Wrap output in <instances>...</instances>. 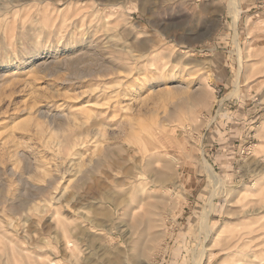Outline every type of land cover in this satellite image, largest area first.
Segmentation results:
<instances>
[{
    "label": "rangeland",
    "instance_id": "1",
    "mask_svg": "<svg viewBox=\"0 0 264 264\" xmlns=\"http://www.w3.org/2000/svg\"><path fill=\"white\" fill-rule=\"evenodd\" d=\"M0 264H264V0H0Z\"/></svg>",
    "mask_w": 264,
    "mask_h": 264
},
{
    "label": "bare ground",
    "instance_id": "2",
    "mask_svg": "<svg viewBox=\"0 0 264 264\" xmlns=\"http://www.w3.org/2000/svg\"><path fill=\"white\" fill-rule=\"evenodd\" d=\"M237 4V3H236ZM238 5V4H237ZM237 7V6H236ZM239 9V8H238ZM235 10H237V9H235ZM240 10V9H239ZM241 11V10H240ZM240 11H238V12H236L235 13V20L237 21V19H238V17H239V14H240ZM177 105V104H176ZM186 105V104H185ZM187 107V106H186ZM185 112H186V110H185ZM178 123V122H177ZM184 127V126H183ZM185 128V127H184ZM187 130V129H186ZM209 168V167H208ZM210 170V169H209ZM210 171H212V170H210ZM215 175V174H214ZM36 188V187H35ZM206 214V213H205ZM208 216V215H207ZM207 221V220H206ZM204 226H207V224L205 225L204 224ZM206 229V228H205Z\"/></svg>",
    "mask_w": 264,
    "mask_h": 264
}]
</instances>
